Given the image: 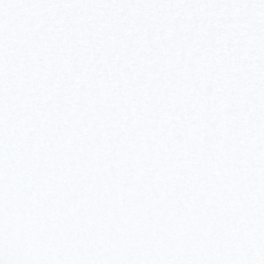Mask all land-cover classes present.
Instances as JSON below:
<instances>
[{
    "label": "snow or ice",
    "instance_id": "snow-or-ice-1",
    "mask_svg": "<svg viewBox=\"0 0 264 264\" xmlns=\"http://www.w3.org/2000/svg\"><path fill=\"white\" fill-rule=\"evenodd\" d=\"M0 264H264V0H0Z\"/></svg>",
    "mask_w": 264,
    "mask_h": 264
}]
</instances>
